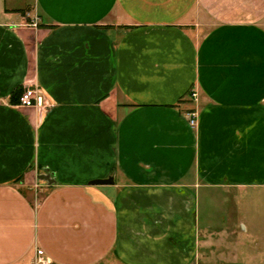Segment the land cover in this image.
I'll return each instance as SVG.
<instances>
[{
    "label": "crops",
    "instance_id": "0c3cea01",
    "mask_svg": "<svg viewBox=\"0 0 264 264\" xmlns=\"http://www.w3.org/2000/svg\"><path fill=\"white\" fill-rule=\"evenodd\" d=\"M38 250L264 264V0H0V264Z\"/></svg>",
    "mask_w": 264,
    "mask_h": 264
},
{
    "label": "built area",
    "instance_id": "2783aa9c",
    "mask_svg": "<svg viewBox=\"0 0 264 264\" xmlns=\"http://www.w3.org/2000/svg\"><path fill=\"white\" fill-rule=\"evenodd\" d=\"M31 26L36 27L37 26V18L31 22ZM196 93H192L191 97L194 99L196 98ZM46 105L44 103L41 91L38 87H27L25 88L20 96H19V101H18V106L23 107V108H34V109H41L43 106ZM197 118V111L193 110L188 113V122L190 126H195ZM37 256H38V263L39 264H46V261L43 258V253L42 251H37Z\"/></svg>",
    "mask_w": 264,
    "mask_h": 264
},
{
    "label": "rangeland",
    "instance_id": "374dc122",
    "mask_svg": "<svg viewBox=\"0 0 264 264\" xmlns=\"http://www.w3.org/2000/svg\"><path fill=\"white\" fill-rule=\"evenodd\" d=\"M28 2H29V0H28ZM40 175L41 176L39 177V180H41L42 182L47 183V184L51 183L50 177L44 171L41 172ZM36 191H39V189L36 188ZM26 192H27L28 196H32L33 195L32 194V191H30V190L29 191H26ZM41 197H42V193H38V194H36V196H32V198H33L34 201L40 200ZM243 210L245 212L244 215H247V217H250L251 216V209L249 207L248 208H244Z\"/></svg>",
    "mask_w": 264,
    "mask_h": 264
},
{
    "label": "water",
    "instance_id": "95a60500",
    "mask_svg": "<svg viewBox=\"0 0 264 264\" xmlns=\"http://www.w3.org/2000/svg\"><path fill=\"white\" fill-rule=\"evenodd\" d=\"M112 179L107 180H94L90 183V185H106L108 183H112Z\"/></svg>",
    "mask_w": 264,
    "mask_h": 264
},
{
    "label": "trees",
    "instance_id": "16d2710c",
    "mask_svg": "<svg viewBox=\"0 0 264 264\" xmlns=\"http://www.w3.org/2000/svg\"><path fill=\"white\" fill-rule=\"evenodd\" d=\"M20 94H21V92H20Z\"/></svg>",
    "mask_w": 264,
    "mask_h": 264
}]
</instances>
